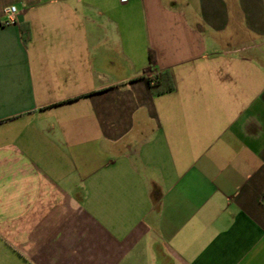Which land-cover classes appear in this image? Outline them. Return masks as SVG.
I'll return each instance as SVG.
<instances>
[{
    "label": "crops",
    "instance_id": "0c3cea01",
    "mask_svg": "<svg viewBox=\"0 0 264 264\" xmlns=\"http://www.w3.org/2000/svg\"><path fill=\"white\" fill-rule=\"evenodd\" d=\"M0 264H264V0H0Z\"/></svg>",
    "mask_w": 264,
    "mask_h": 264
},
{
    "label": "trees",
    "instance_id": "16d2710c",
    "mask_svg": "<svg viewBox=\"0 0 264 264\" xmlns=\"http://www.w3.org/2000/svg\"><path fill=\"white\" fill-rule=\"evenodd\" d=\"M23 35H24V40L27 42L28 41V37L25 35V30L23 29ZM150 59L151 60H153L154 59V56H153V54H150ZM168 78V76L165 74V73H163V74H161V75H159V79H158V81H156L155 83H154V85L152 86V88H153V90H154V92L156 93V94H160V93H163V92H168V91H171V90H173V85L172 84H170V85H168V86H166V87H160L159 85H160V83L163 81V80H165V79H167ZM158 86H159V88H158Z\"/></svg>",
    "mask_w": 264,
    "mask_h": 264
},
{
    "label": "built area",
    "instance_id": "2783aa9c",
    "mask_svg": "<svg viewBox=\"0 0 264 264\" xmlns=\"http://www.w3.org/2000/svg\"><path fill=\"white\" fill-rule=\"evenodd\" d=\"M127 0H121V2H126ZM17 14H18V9L15 5H8L4 7V16H5V23H13L17 20Z\"/></svg>",
    "mask_w": 264,
    "mask_h": 264
}]
</instances>
